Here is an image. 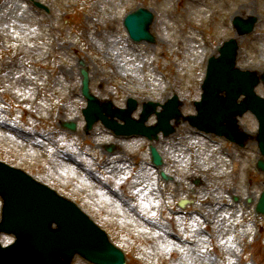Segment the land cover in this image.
I'll list each match as a JSON object with an SVG mask.
<instances>
[{"label": "rangeland", "instance_id": "rangeland-1", "mask_svg": "<svg viewBox=\"0 0 264 264\" xmlns=\"http://www.w3.org/2000/svg\"><path fill=\"white\" fill-rule=\"evenodd\" d=\"M42 1L50 15L29 0H0V159L49 180L59 179L63 190L75 194L84 210L124 248L127 264H264V215L255 212L264 173L255 167L262 157L255 142L246 148L225 139L213 144L182 124L170 144L156 143L169 160L165 190L176 198L172 203L180 207L177 201L187 200L185 208L216 216L214 225L203 223L195 212L169 213L154 171L145 163L124 162L119 165L132 168L117 171L114 160L119 156L132 157L136 150L135 160L147 158L143 138L115 140L98 123L84 143L86 152L111 159L104 160L95 177L73 162L84 158L96 163L77 149L85 135L86 101L73 93L81 87V60L89 69L92 90L101 98L123 106L130 95L141 102H163L177 92L185 102L184 113H194L208 56L224 40L238 37L232 25L235 15L258 18L253 32L238 37V65L264 70V0ZM138 6L156 12V44L136 43L128 36L123 20ZM257 91L264 96V84ZM62 121H74L77 131L62 133ZM240 121L255 134L257 121L251 113ZM39 134H46L47 140ZM58 141L75 156L65 159L56 150ZM110 141L120 146L117 156L103 150ZM100 177L121 193L139 194L136 210L111 196ZM200 178L206 184L195 187ZM224 201L231 205L224 206ZM13 239L0 234L4 244ZM72 264L90 263L76 256Z\"/></svg>", "mask_w": 264, "mask_h": 264}, {"label": "water", "instance_id": "water-1", "mask_svg": "<svg viewBox=\"0 0 264 264\" xmlns=\"http://www.w3.org/2000/svg\"><path fill=\"white\" fill-rule=\"evenodd\" d=\"M140 11L131 15V28L135 34L142 33L143 38H150L148 27L153 14L146 9ZM141 14L143 16L138 20L136 16ZM234 47L235 45L231 46ZM235 56V49L232 52L223 49L222 57L212 60L210 69L214 67L213 63H220L221 72L218 75L216 72L209 74L207 82L211 93L206 100L209 102L207 104L211 110H217L222 102L218 92L222 89L228 91L229 100H234L241 92H245L249 99L242 107H252L263 116L264 100L255 96L251 85H248L250 82L245 80L248 74L233 68ZM238 75H241V81L235 79ZM254 85L255 82L252 86ZM178 104L176 101V105ZM85 112L92 122L90 114L93 113L89 114L88 110ZM23 176L0 163V192L6 199L5 220L0 225V230L17 231L19 236L16 244L7 248L0 247V264H69L76 252L102 264L125 262L124 255L110 243L107 234L76 206L60 201ZM27 221L30 226L23 229L21 225ZM53 221L57 222V229L52 228ZM39 225L45 227L47 234L43 233L41 241L36 243V235L41 231Z\"/></svg>", "mask_w": 264, "mask_h": 264}]
</instances>
